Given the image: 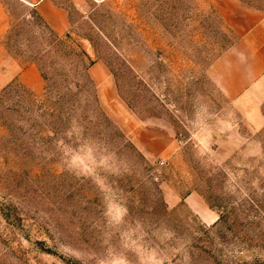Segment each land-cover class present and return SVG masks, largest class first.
Returning a JSON list of instances; mask_svg holds the SVG:
<instances>
[{
    "label": "rangeland",
    "instance_id": "1",
    "mask_svg": "<svg viewBox=\"0 0 264 264\" xmlns=\"http://www.w3.org/2000/svg\"><path fill=\"white\" fill-rule=\"evenodd\" d=\"M4 0L42 78L0 90V264H264V128L213 69L237 36L207 0Z\"/></svg>",
    "mask_w": 264,
    "mask_h": 264
},
{
    "label": "crops",
    "instance_id": "2",
    "mask_svg": "<svg viewBox=\"0 0 264 264\" xmlns=\"http://www.w3.org/2000/svg\"><path fill=\"white\" fill-rule=\"evenodd\" d=\"M58 34L70 28V14L57 0H22ZM236 33V40L214 65V80L222 95L244 115L256 130L264 128V0H207ZM9 17L0 0V90L13 81L34 92L42 78L33 65H23L1 41Z\"/></svg>",
    "mask_w": 264,
    "mask_h": 264
}]
</instances>
